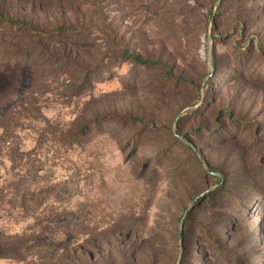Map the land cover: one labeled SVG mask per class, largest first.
<instances>
[{
    "label": "rangeland",
    "instance_id": "374dc122",
    "mask_svg": "<svg viewBox=\"0 0 264 264\" xmlns=\"http://www.w3.org/2000/svg\"><path fill=\"white\" fill-rule=\"evenodd\" d=\"M0 10V264H264V0Z\"/></svg>",
    "mask_w": 264,
    "mask_h": 264
},
{
    "label": "trees",
    "instance_id": "16d2710c",
    "mask_svg": "<svg viewBox=\"0 0 264 264\" xmlns=\"http://www.w3.org/2000/svg\"><path fill=\"white\" fill-rule=\"evenodd\" d=\"M0 20L6 22V24L10 28L19 27L20 30H23V32L30 34L31 37L37 38L40 41L44 40H51L52 38H55L58 34V32H62L63 34L71 35L74 32L71 30H67L64 27H59L58 30L55 33H43V29H36L32 25H25L21 24L18 19H12L9 16H6L3 14V12L0 10ZM52 41V40H51ZM34 54V53H31ZM132 62L134 64L138 65L139 67H162V63L160 61L156 60H147L143 59L140 56H132ZM170 73V72H169ZM209 172V171H208ZM223 180L219 178V184H222Z\"/></svg>",
    "mask_w": 264,
    "mask_h": 264
}]
</instances>
